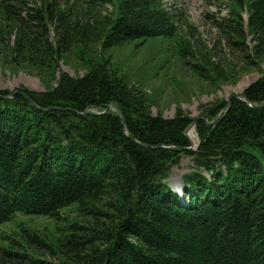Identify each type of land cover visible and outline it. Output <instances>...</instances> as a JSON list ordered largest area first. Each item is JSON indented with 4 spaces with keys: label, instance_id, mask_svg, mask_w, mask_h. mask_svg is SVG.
Here are the masks:
<instances>
[{
    "label": "trees",
    "instance_id": "16d2710c",
    "mask_svg": "<svg viewBox=\"0 0 264 264\" xmlns=\"http://www.w3.org/2000/svg\"><path fill=\"white\" fill-rule=\"evenodd\" d=\"M61 1L0 0L4 63L55 69L78 45L82 53L96 52L86 58L99 55L83 76L60 72L56 85L42 92L17 89L35 105L22 94L0 97V227L16 225L0 248V264H51L38 256L49 247L35 230L26 240L17 237L22 227L16 217L62 220L71 205L81 218L67 226L62 241L68 264H264V106L244 100L264 103V76L243 98L230 96L215 125L227 100L199 106L197 118L182 109L172 118L154 115L148 97L103 63L105 51L174 38L184 16L167 11L163 0H90L75 19L74 7L63 8ZM236 1L234 13L216 25L251 66L245 40L252 35L254 58L262 63L264 0ZM100 2L116 10L94 31L89 22L95 9L102 15ZM195 67L202 79L210 78V68ZM112 103L126 126L116 109L77 113L104 111ZM193 122L199 147L179 150L191 146L186 130ZM184 156L193 170L182 177V198L167 180Z\"/></svg>",
    "mask_w": 264,
    "mask_h": 264
},
{
    "label": "rangeland",
    "instance_id": "374dc122",
    "mask_svg": "<svg viewBox=\"0 0 264 264\" xmlns=\"http://www.w3.org/2000/svg\"><path fill=\"white\" fill-rule=\"evenodd\" d=\"M89 1L62 0L61 3L66 9L74 7L70 17L76 19L82 5ZM163 4L167 11L184 16L186 20L184 24L183 20L181 22L177 20L178 31L174 38L159 37L147 42L137 40L115 49L111 48L105 51L106 60L103 62L130 86L148 97L154 115L161 114L171 118L176 115L178 109H182L192 118H197L201 114L199 106H206L215 101H226L232 95L239 96L248 86L264 76V57L260 59L262 63H258L254 58L255 42L252 35L246 36L245 40L247 49L245 54L255 60V65L251 66L247 64L239 47L233 48L216 25L234 13V9H237L236 0H163ZM99 8L102 15L95 9L89 22L94 31L100 21L113 17L116 10L106 2H100ZM245 8H242L241 14L247 22L248 13ZM82 11L85 14V11ZM50 37L54 43V31ZM15 40L16 36L13 35L12 44ZM183 47L186 50H182ZM91 51L89 48L87 52L82 53L78 45L73 50L71 58L60 60L55 69L53 67L16 69L4 63V56L0 54V90L13 91L25 87L42 92L56 85L60 72H67L73 77L83 76L88 72L89 66H94L99 59V55L93 58L89 55V58H86L88 54H96L95 51ZM8 57L10 60L9 53ZM210 63H214L218 68L212 69ZM195 65L210 68L208 73L210 78L202 79ZM222 73L225 77L221 76ZM195 142L197 144V139ZM192 170L191 158L184 156L180 166L173 167L168 184L174 189H183L182 176ZM80 218L81 214L76 205L64 209L61 212L62 220L57 221L18 215L16 223L22 230L20 228L21 233L17 237L26 240L25 235L32 229L35 230L39 237H43L44 245L49 247L47 248L49 251L44 249L39 251V258L51 264H68L63 253L62 241L67 236V226ZM15 227L16 225L12 223L0 227V248L7 247L10 236L15 233Z\"/></svg>",
    "mask_w": 264,
    "mask_h": 264
},
{
    "label": "water",
    "instance_id": "95a60500",
    "mask_svg": "<svg viewBox=\"0 0 264 264\" xmlns=\"http://www.w3.org/2000/svg\"><path fill=\"white\" fill-rule=\"evenodd\" d=\"M16 94H22V95H23L26 99H28L33 105H35V103L30 99V97H29L26 93L21 92V91H15V92H13V93H11L10 95H7V96H5V97H3V96L0 95V97L5 98V99H11V98H13ZM235 97H239V96H235ZM243 97H244V96H243ZM244 99H245L246 102L249 103V106H251V107H253V108H261V107L264 106V103H262V104H260V105H256V104H252L251 102H249V100H247L245 97H244ZM229 106H230V99L227 101V105H226V107L224 108V110L221 112V114L219 115V117H218L215 121L211 122V124H213V125L217 124V123L220 121V119L223 118L225 112H227V110L229 109ZM114 107L118 109V111H119V113H120V115H121V117H122V120H123V125L126 126V121H125V118H124V116H123L122 110H121L120 106H119L117 103H112V104H110V105H109V106H108L103 112H96V111H93V110H87V111L82 112V113H79V112H77V113H78L80 116H83V117H85V116H87V115H102V114L108 113V112H109L112 108H114ZM63 110H68V109H63ZM69 110H70V111H75V110H71V109H69ZM204 118L206 119V117H204ZM192 129H194V131L197 132V128H196L195 123H193V124L187 129V131H186V136L188 137V139H189V141H190V143H191V147H188V148H181V149H179V150H190V151H192V150H194V147H196V148L198 147V145H196V144H195L193 141H191V139L189 138V132H190ZM127 135H128L129 138H131V135H130L129 132H127ZM199 142H200V139H198V143H199Z\"/></svg>",
    "mask_w": 264,
    "mask_h": 264
},
{
    "label": "bare ground",
    "instance_id": "6f19581e",
    "mask_svg": "<svg viewBox=\"0 0 264 264\" xmlns=\"http://www.w3.org/2000/svg\"><path fill=\"white\" fill-rule=\"evenodd\" d=\"M189 137H190V139L191 140H193V142H195L196 141V134H195V131L194 130H191L190 132H189Z\"/></svg>",
    "mask_w": 264,
    "mask_h": 264
}]
</instances>
